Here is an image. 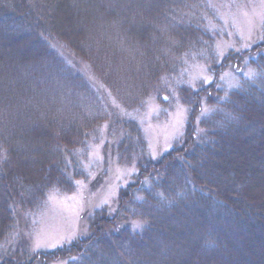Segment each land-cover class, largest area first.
<instances>
[{"label":"trees","instance_id":"obj_1","mask_svg":"<svg viewBox=\"0 0 264 264\" xmlns=\"http://www.w3.org/2000/svg\"><path fill=\"white\" fill-rule=\"evenodd\" d=\"M211 7L210 0H0V212L8 215L0 241L46 191L73 190L64 177L81 175L73 151L109 119L73 58L127 111L144 109L153 96L166 102V82L187 58L214 74L197 90L180 88L187 130L160 159L146 155L136 121L115 123L124 132L119 161L136 162L139 172L119 192L114 214L89 218L90 236L47 253L10 240L0 264L64 257L69 264H264V193L248 187L264 186V38L219 59L205 19ZM227 68L238 78L232 89L219 78ZM239 148L248 158L233 166Z\"/></svg>","mask_w":264,"mask_h":264},{"label":"rangeland","instance_id":"obj_2","mask_svg":"<svg viewBox=\"0 0 264 264\" xmlns=\"http://www.w3.org/2000/svg\"><path fill=\"white\" fill-rule=\"evenodd\" d=\"M210 2L212 7L208 10V14H205L206 17L210 16L205 19L208 23L211 22L210 28L216 31L215 49L219 59L230 51L242 53L262 41L264 0H210ZM73 60L72 66L77 63L82 68L81 71L92 81L97 93L101 95L109 119L102 124L97 133L86 140L82 148L73 151V165L81 171V175L64 176L73 183V190L64 192L51 188L43 194L44 200L39 208L23 213V217L17 219L10 230L3 234L9 237L0 241V261L8 254L10 244L7 241L10 240H17L16 249L20 248L19 242H21V245L27 244L32 252L47 253L60 250L90 236L92 231L89 227V218L97 212H105L104 210L114 214L118 206L119 192L131 184L139 172L136 162L126 164L119 161L115 147L120 143L124 132L115 123L119 119L136 121L146 143V155L151 160L160 159L177 143L183 141L187 130L188 107L180 98V88L186 86L197 90L214 81V74L208 71L203 62L194 60L190 63L187 58V66L166 82L167 92L161 95L166 102L162 103L159 98L153 96L147 100L144 109L127 111L118 104L101 82H96L97 78L90 73L85 61L79 62L76 58ZM247 72L252 76L257 74L252 68ZM219 78L221 85L228 89L238 86V78L229 68L224 70ZM202 108L204 110L202 114L205 115L209 111L205 102ZM196 122L198 123V119ZM237 156V159L231 163L233 166L241 163L242 159L248 158L243 148L238 149ZM36 178L37 176L33 177V180H37ZM6 187L10 189L8 182ZM248 187H250L249 193L262 197L263 185L257 183L258 188ZM3 217L5 218L3 223H7L8 215L0 212V221ZM10 221L6 228L10 226ZM129 225L135 231L143 229V224L139 221H130ZM10 237L12 239H9ZM69 260L70 258L64 257L47 264H69Z\"/></svg>","mask_w":264,"mask_h":264}]
</instances>
